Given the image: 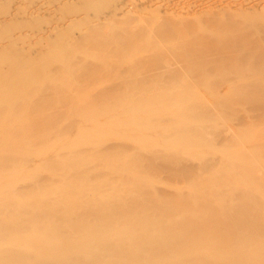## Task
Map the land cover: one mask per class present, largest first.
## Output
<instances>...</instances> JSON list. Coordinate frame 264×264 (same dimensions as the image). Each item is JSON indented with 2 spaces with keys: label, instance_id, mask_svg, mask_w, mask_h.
<instances>
[{
  "label": "rangeland",
  "instance_id": "rangeland-1",
  "mask_svg": "<svg viewBox=\"0 0 264 264\" xmlns=\"http://www.w3.org/2000/svg\"><path fill=\"white\" fill-rule=\"evenodd\" d=\"M242 50L255 51L254 61L264 57V0H0V190L8 192L0 195V210L17 214L22 200L30 212L40 190L59 189L45 186L70 178L60 163L79 155L88 159L69 168L71 179L100 183L106 198L162 206L191 192L202 198L197 210L209 220L206 192L225 149L236 137L246 146L264 137V106L231 93L240 78L219 75L209 62L213 52L226 58ZM249 72L244 81L264 80ZM5 93L16 94V108ZM41 117L52 120L46 137L24 128ZM248 157L255 160V151ZM127 170L147 180L132 202ZM52 222L65 231L57 218ZM132 238L118 235L112 243ZM167 238L174 245L180 237ZM133 254L137 263L147 256Z\"/></svg>",
  "mask_w": 264,
  "mask_h": 264
},
{
  "label": "bare ground",
  "instance_id": "bare-ground-1",
  "mask_svg": "<svg viewBox=\"0 0 264 264\" xmlns=\"http://www.w3.org/2000/svg\"><path fill=\"white\" fill-rule=\"evenodd\" d=\"M242 39L239 43H242ZM243 52L241 55L238 51L237 56L232 53H227V56L225 53L226 58H217L219 53L213 52L215 56L209 62H212V69L219 75V72L222 76L233 72L234 76L240 78L242 82L234 86L231 93L245 94L246 100L253 102L256 107L264 106V96L258 99L259 94L264 95V80L254 83L244 81L249 71L262 73L256 76L264 77V57L260 55L264 51L256 53L262 57H256L255 61L251 57L255 51H251L253 55ZM203 54L206 57L210 55ZM32 85L36 88L35 84ZM10 98H13L16 108L18 102L15 93L2 95L4 101ZM13 119L24 123L20 122L22 115H16ZM41 119V122L25 123L24 128L34 132V136L46 137V130L51 128L52 120L49 117ZM234 139L237 142L232 143L230 150L225 149L223 167L214 173L213 188L206 192L211 209L209 220L204 219V210L198 213L202 198L197 194H179L170 198L168 203L163 202L162 206L158 203L128 205L121 195L111 199L102 195L100 183L96 186L71 179L69 168L75 169L85 163L87 156L74 155L63 160L60 168L70 178L57 186H45L59 189L40 190V200L37 199V205L32 206L30 212L22 209V200L18 203L20 209L17 214L13 210H0V264H117L119 261L123 264H152L148 257L158 258L157 263L160 264H264V175L257 174L258 171L264 174V137L257 138L250 146H246L238 137ZM87 141L85 137L80 139L81 143ZM251 149L255 151V160L248 157ZM127 174V199L132 202L147 180L145 176L131 170H127ZM79 175L85 176V173L80 171ZM231 179L234 180L233 186L222 191L221 187ZM7 193V189L0 190V195ZM12 194L11 190L10 196ZM44 206L48 207V213L39 214L38 209ZM188 209L192 211L191 218L187 216ZM145 214H152L153 219ZM52 217L59 220L65 231L60 233L56 229L52 222L55 218ZM167 219L174 223L167 225ZM42 224H46L45 231L37 238H31L30 232L41 228L38 226ZM128 234L134 238L122 244L112 243L115 236ZM172 234L180 237L177 244L171 245L167 238ZM135 249L147 255L140 260L142 263L136 262L133 254Z\"/></svg>",
  "mask_w": 264,
  "mask_h": 264
}]
</instances>
